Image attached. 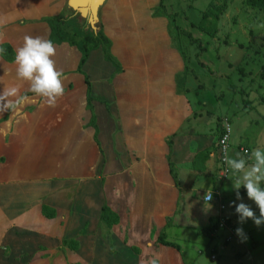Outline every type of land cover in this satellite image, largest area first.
I'll use <instances>...</instances> for the list:
<instances>
[{
	"label": "crops",
	"instance_id": "1",
	"mask_svg": "<svg viewBox=\"0 0 264 264\" xmlns=\"http://www.w3.org/2000/svg\"><path fill=\"white\" fill-rule=\"evenodd\" d=\"M164 3L170 12L176 1ZM160 4L105 0L99 28L116 62L99 47L80 70L78 46L53 43L65 88L55 107L0 54V91L19 88L12 107L0 110V264H264L256 261L264 224L239 223L232 202L256 216L259 209L243 186L237 200V177L228 166L225 172L219 148L223 118L234 134L250 102L240 106L228 90L225 102L215 93L212 108V99L192 91V62L174 42L169 18L157 13ZM61 14L77 12L69 0H0V44L16 51L25 35L50 39L48 18ZM186 63L188 90L178 91ZM259 120L243 124L238 143L232 134L229 157L251 164L253 149L264 150ZM103 207L116 215L112 224ZM223 217L229 227L208 232Z\"/></svg>",
	"mask_w": 264,
	"mask_h": 264
},
{
	"label": "rangeland",
	"instance_id": "2",
	"mask_svg": "<svg viewBox=\"0 0 264 264\" xmlns=\"http://www.w3.org/2000/svg\"><path fill=\"white\" fill-rule=\"evenodd\" d=\"M175 1L170 13H176V23L191 33V36H180V45L188 62H192L190 76L195 79L192 91H202L207 100L212 99V108L217 103L215 93L223 95L225 102L229 100L228 90L234 92L233 97L240 106L250 102L240 114L241 122H238L240 117L235 118L233 138L237 135L236 143L240 140L238 132L244 130L243 124L246 126L253 117L263 121L264 134V11L248 4L247 0H189V6L184 0ZM212 1L226 5L215 36L195 25ZM205 255L210 256V252ZM256 261L262 263L264 255Z\"/></svg>",
	"mask_w": 264,
	"mask_h": 264
},
{
	"label": "clouds",
	"instance_id": "3",
	"mask_svg": "<svg viewBox=\"0 0 264 264\" xmlns=\"http://www.w3.org/2000/svg\"><path fill=\"white\" fill-rule=\"evenodd\" d=\"M3 51L4 49L0 48V53ZM55 55L56 48L50 39L31 35L23 37V44L16 49L14 55L16 78L26 81L30 91L37 97H42L44 103L51 107L56 106L58 98L62 97L65 92L63 73L57 70L55 61L52 59ZM18 96L19 88L15 86L3 87L0 91V110L12 107L10 98ZM249 159L252 160L251 164H247L243 158H231L227 154V150H225L223 157L224 163L237 177L232 185L236 191L237 200L241 199L239 189L243 186L246 189L247 197L259 209V216H256L252 208L246 203L236 204L233 201L235 212L238 214V222L244 223L247 219H252L255 225L259 227L264 224V188L261 187V183L264 182V150L253 149ZM229 178L231 179V177ZM205 199L211 201L212 192L207 193ZM236 233L238 236H242L243 229L237 228ZM152 264H155V261Z\"/></svg>",
	"mask_w": 264,
	"mask_h": 264
},
{
	"label": "trees",
	"instance_id": "4",
	"mask_svg": "<svg viewBox=\"0 0 264 264\" xmlns=\"http://www.w3.org/2000/svg\"><path fill=\"white\" fill-rule=\"evenodd\" d=\"M214 1V0H213ZM212 2L209 3L208 8L204 11L201 21L196 24L201 30L207 32L211 36H215L218 30V21L222 14L226 11V5H218ZM247 3L255 6L264 11V0H247ZM159 14L166 15L170 21V31L173 35L174 42L181 47L180 45V36L182 34H188L191 36V33L182 26H179L176 23V13H170L166 8L164 0H161L160 7L157 11ZM48 22L52 28V34L50 40L53 43L68 41L71 44L78 46L82 52V58L80 61V70L82 66L88 59L90 52L96 48L102 47L106 58L110 61L116 62L115 57L111 53V40L105 35L103 28H99L98 31H95L88 23L87 19L82 18V16L77 13L73 17H66L64 15H58L48 18ZM99 27V22H98ZM0 48H3L4 51L0 53L6 60L14 61L15 51L9 43H1ZM187 60V57H186ZM190 68L186 63V67L183 73L178 75L177 84L178 91H187V81L188 75L190 73ZM89 88L90 82L88 77L86 78ZM24 94H28L25 92ZM90 97V96H89ZM91 99V98H90ZM89 99V103H90ZM222 132V131H221ZM264 182L261 183L263 186ZM103 218L108 221L109 224H112L116 220V215L109 207H103ZM217 221L214 220L210 226L208 232L215 230ZM164 238V235L161 237ZM165 241V240H164Z\"/></svg>",
	"mask_w": 264,
	"mask_h": 264
},
{
	"label": "water",
	"instance_id": "5",
	"mask_svg": "<svg viewBox=\"0 0 264 264\" xmlns=\"http://www.w3.org/2000/svg\"><path fill=\"white\" fill-rule=\"evenodd\" d=\"M104 2L105 0H69L70 6L86 18L95 31L99 30V9Z\"/></svg>",
	"mask_w": 264,
	"mask_h": 264
},
{
	"label": "built area",
	"instance_id": "6",
	"mask_svg": "<svg viewBox=\"0 0 264 264\" xmlns=\"http://www.w3.org/2000/svg\"><path fill=\"white\" fill-rule=\"evenodd\" d=\"M232 134H233V124H232V122L230 121V119L228 117H225L222 120V132H221L220 137H219V148H220V151H221L220 152L221 153V159H222L223 162H224L223 157H224L225 150H227V154H228V152L230 150V143H231ZM243 150H244L245 153L248 152L247 148H244ZM224 170H225V172L228 170L227 165H226ZM212 197H213V194H212ZM228 225L229 224L227 223V220L223 217L217 223L216 228H215L214 231H217L220 228L229 227ZM232 230H234V229L232 228ZM232 238H233V234L232 233L227 236V240L228 241L232 240ZM212 257L216 258L217 254L214 253L212 255Z\"/></svg>",
	"mask_w": 264,
	"mask_h": 264
}]
</instances>
